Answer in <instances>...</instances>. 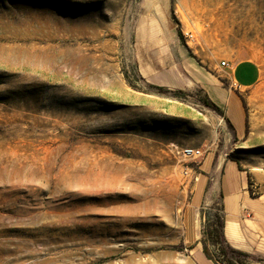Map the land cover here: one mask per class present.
Instances as JSON below:
<instances>
[{
	"label": "rangeland",
	"instance_id": "374dc122",
	"mask_svg": "<svg viewBox=\"0 0 264 264\" xmlns=\"http://www.w3.org/2000/svg\"><path fill=\"white\" fill-rule=\"evenodd\" d=\"M138 2L0 0V264H264L224 243L218 205L201 212L202 238L184 239L204 157L264 170V0H189L202 11L180 13L187 47L225 39L219 63L257 65L240 90L210 70L240 98L242 133L201 88L139 68ZM184 148L203 154L185 161Z\"/></svg>",
	"mask_w": 264,
	"mask_h": 264
},
{
	"label": "crops",
	"instance_id": "0c3cea01",
	"mask_svg": "<svg viewBox=\"0 0 264 264\" xmlns=\"http://www.w3.org/2000/svg\"><path fill=\"white\" fill-rule=\"evenodd\" d=\"M188 2L189 0H139L138 20L134 29L135 36L144 39L140 45L145 47V59L139 68L170 71L171 79L152 82L171 90L201 88L217 107L225 110L235 132L242 133L245 114L235 90L255 86L259 81L260 71L250 61L226 62L227 67L223 70L229 77L230 86L235 90L228 88L225 82L213 81L210 70L219 66L218 59L226 51V40H211L201 34L197 38L198 45L187 47L180 35L185 28L180 13L188 17L197 8L202 11L201 6L195 8ZM240 68L249 74L245 83H240L237 79ZM150 77L148 75L151 81ZM232 107L241 113H238L237 126L229 115ZM197 169L191 201L184 212L188 218L185 241L195 244L202 238L201 212L218 205L222 215L220 232L224 243L232 249L258 255L264 260V170H241L236 160L212 153L198 163ZM252 171L259 173H251ZM255 187L258 192L253 194L252 188Z\"/></svg>",
	"mask_w": 264,
	"mask_h": 264
},
{
	"label": "built area",
	"instance_id": "2783aa9c",
	"mask_svg": "<svg viewBox=\"0 0 264 264\" xmlns=\"http://www.w3.org/2000/svg\"><path fill=\"white\" fill-rule=\"evenodd\" d=\"M219 67L221 69H224L227 67V63L225 61H221L219 63ZM178 153L180 157L184 159L185 161L199 159L203 154L202 151H200L199 149H195V148H184V149H181ZM187 174H188L187 172H184V175H187Z\"/></svg>",
	"mask_w": 264,
	"mask_h": 264
},
{
	"label": "bare ground",
	"instance_id": "6f19581e",
	"mask_svg": "<svg viewBox=\"0 0 264 264\" xmlns=\"http://www.w3.org/2000/svg\"><path fill=\"white\" fill-rule=\"evenodd\" d=\"M253 169H254V170H260V168H253ZM76 212L79 213L80 211H76ZM76 212H75V214H76ZM74 231L76 232V229H74ZM74 231H73V232H74ZM91 234L96 236L97 231H96V230H91Z\"/></svg>",
	"mask_w": 264,
	"mask_h": 264
},
{
	"label": "trees",
	"instance_id": "16d2710c",
	"mask_svg": "<svg viewBox=\"0 0 264 264\" xmlns=\"http://www.w3.org/2000/svg\"><path fill=\"white\" fill-rule=\"evenodd\" d=\"M222 224H223V222H222V219H221V221L219 222V225H220V231H221ZM220 237H221V232H220ZM221 239H222V238H221Z\"/></svg>",
	"mask_w": 264,
	"mask_h": 264
}]
</instances>
